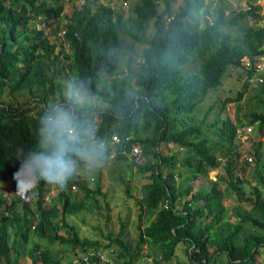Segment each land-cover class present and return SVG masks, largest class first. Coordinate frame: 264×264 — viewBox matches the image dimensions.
Instances as JSON below:
<instances>
[{
    "label": "trees",
    "instance_id": "obj_1",
    "mask_svg": "<svg viewBox=\"0 0 264 264\" xmlns=\"http://www.w3.org/2000/svg\"><path fill=\"white\" fill-rule=\"evenodd\" d=\"M65 2L0 0V186L18 169L22 150L35 144L39 120L8 113L17 105L41 107L43 102L42 115L52 104H68L75 88L86 98L75 111L92 123L95 137H120L105 148V158L112 154L111 160L149 179L136 199L138 232L131 241L123 226L115 235L98 231L104 242L80 235L81 227L67 220L82 210L102 209L96 198L105 195L100 179L91 188L78 175L48 204V184L40 181L34 203L0 196V264H19L20 255L28 256L30 264H64L77 248L107 250L117 264H135L144 257L168 264L180 243L190 264H215L217 253L227 256V264H264V191L233 174L241 156L234 142L244 125L240 109L234 123L222 116L227 102L241 105L247 82L234 96L218 98L202 117L193 114L208 92L240 67L242 55L257 53L264 27L249 21L260 19L261 5L247 0L248 8L234 9L223 0H88L70 1L64 12ZM37 16L43 17V26ZM121 60L127 76L121 74ZM255 89L248 100L257 98L260 110L249 109V123L264 130V82ZM134 145L141 149L137 164L127 157ZM17 147L20 155L13 158L18 163L11 165ZM162 147L177 149L164 153ZM255 156L258 164V149ZM219 158L225 185L216 179L194 189L193 181L207 177ZM255 169L264 185V165ZM243 182L254 184L249 193ZM229 192L236 202L226 207ZM30 235L33 242L25 252ZM43 239L60 246L45 247ZM71 259L67 264H73ZM89 264H98L97 258L91 256Z\"/></svg>",
    "mask_w": 264,
    "mask_h": 264
},
{
    "label": "rangeland",
    "instance_id": "obj_2",
    "mask_svg": "<svg viewBox=\"0 0 264 264\" xmlns=\"http://www.w3.org/2000/svg\"><path fill=\"white\" fill-rule=\"evenodd\" d=\"M247 0H226L227 3H229L233 8L239 9L244 8L246 6ZM262 2V0L260 1ZM132 3V2H131ZM71 4L65 2V8L64 12H68L70 10ZM126 13V12H125ZM252 23V21H249ZM151 29L149 30V32ZM54 37L50 35V39H53ZM137 49L141 48V46H136ZM126 63L121 60L119 68H123V66ZM243 82V73L241 69L232 70L222 80L221 86L214 90L208 92L205 99L202 100L196 108L193 110V114L202 117L204 113L209 109V107L217 103V98L220 97L221 99H224L225 97H232L235 95V93L243 88L242 85ZM256 85H249L246 88V92L243 95L241 99V105L237 107L236 101H229L226 103L223 115H226L229 118H232V121L234 122V119L236 118L237 109H240L239 117L243 120L244 125L240 128H238V131L236 132V138H235V144L237 145V151L241 154L240 158L237 160L238 165H235V169L233 171V174L243 176V179H251L252 183H256L257 186L261 191H264V185L260 184L258 182L259 176L256 173L255 166L262 167L264 165V132H260L258 130L257 124H250L249 123V109H257L260 110V106L257 102V98H251L250 101L248 100L249 96H253L256 92ZM227 106V108H226ZM217 106H215L214 109H216ZM226 108V110H225ZM212 114H209V117H211ZM248 126H251V130H248ZM260 134V136H259ZM111 146V144H110ZM167 148V147H166ZM177 147L168 148L167 150H162L164 153H170L171 151L176 150ZM258 149L260 153V160L259 163H255V150ZM9 153V152H8ZM10 154V153H9ZM13 154V155H12ZM20 155V148L17 147L13 153L10 154L13 161L11 162V165H16L18 161L14 160V156ZM111 156V154H110ZM247 156H253L254 159L250 163L245 162V157ZM128 158H130L129 155H127ZM221 159L219 166L216 169H212L208 172V176L204 177L203 179H206V182L209 184L210 181H214V179H221V183L225 185L227 176L224 171V160ZM108 167L107 173H103V171L100 172V169H97L96 171H93L91 173V176L87 172H82L80 175H86L89 179L88 185L89 187H95L96 179H100L99 183L101 185V189L103 192H105V195L96 194V198L99 201V203L102 205V209L98 210L97 208H93L91 211L82 210L78 214H72L67 216V220L72 224H77V226L81 227L79 230L80 235L87 236L90 235V237L93 239L96 236V233L98 231H102V233L113 232V235L116 234L120 230V227L123 226L124 229V236L128 240H133L137 236V229L136 224L138 222V214L140 212L139 208L137 207L136 199L139 197V190L141 188V185L145 182L149 181L148 178L143 175L142 173L133 172L126 170V167L122 166L120 163H116L113 160L110 162V165L107 163L105 167ZM18 167V166H16ZM262 172H260L261 174ZM90 176V177H89ZM96 177V179H95ZM93 178V179H92ZM208 179V180H207ZM91 180V181H90ZM197 180H194V185H200L196 184ZM205 182V183H206ZM246 183L244 184V189L247 193L251 191V185H254L252 183ZM49 185V184H48ZM15 183L12 179L9 181H5L0 186V196L5 197L3 194H6L8 198H10V191L14 192L15 190ZM50 188H53V186L49 185ZM128 186L130 188L128 189ZM222 187V185H220ZM18 192V191H16ZM20 194V192H18ZM53 195L56 193L53 192ZM50 194L49 196H53ZM34 195L35 190L33 193L25 194L22 199L24 198L27 203H34ZM236 202V196L232 194V192H229V198L228 200H225V206L230 207L234 206ZM247 205V202H245ZM47 204V203H46ZM107 204V205H106ZM105 207V208H104ZM105 209L108 211V217L107 220L105 219ZM144 219V217H143ZM87 226V227H86ZM94 226L98 228L97 230L94 229ZM60 232H63V230H59ZM85 232V233H83ZM100 240L105 242L104 238L98 237ZM32 240L30 239L27 246L24 248L26 251L27 248H29L32 245ZM42 245H45V247H50L53 249H58L60 245L58 244H52L49 246L46 240H42ZM20 260L28 261L23 262L21 264H29V260L27 257L21 255ZM144 260V261H141ZM190 264V258L188 254L185 251V245L183 243H180L176 246L175 249V255L168 261V264ZM227 256L225 255H217L215 264H227ZM138 264H154L150 260L147 259V257L141 258L138 261ZM38 263V262H37ZM36 263V264H37ZM204 264V263H201Z\"/></svg>",
    "mask_w": 264,
    "mask_h": 264
},
{
    "label": "clouds",
    "instance_id": "obj_3",
    "mask_svg": "<svg viewBox=\"0 0 264 264\" xmlns=\"http://www.w3.org/2000/svg\"><path fill=\"white\" fill-rule=\"evenodd\" d=\"M65 1L70 4V0ZM252 1V4L261 5V8L259 9L260 19H251L252 23L249 22V24L264 27V0H262V2H260L261 0ZM105 4H107V2H105ZM222 4H228L229 7L233 8L226 2V0H223ZM248 7L249 6L246 1V6L244 8ZM36 19L40 23L38 26L44 25L45 21L43 17L37 16ZM51 28L52 27L48 28V32H52ZM64 33L61 35L60 39H63ZM122 69L123 72L121 74H123V76H127L128 66L125 64ZM238 69H241L243 73L242 85L245 81L248 84L247 87L249 85L257 86L258 84L264 82V36L259 43L257 53L255 55L252 57L249 55H242L240 57V67ZM85 99V96L78 89L72 88L68 93V104H52L46 107L42 115L41 107L44 106L43 102L41 103V107H36L33 102L25 103L22 106L17 105L16 110L8 113L9 115H12L17 112H24L36 119H39L36 126L35 144L27 150H22L19 166L16 165L18 166V169L12 174V178H10L15 181L16 185L14 189L15 191H10V198H20L25 194L33 193L37 188L38 183L40 181H44L45 183L53 186V188H50V186L47 185L45 199L48 204L50 199L56 197L60 189L65 188L73 178L80 175L82 172H93L104 166L105 148L110 147V144L112 146L115 142L110 143V137L108 141L103 140L107 142L104 145L102 140H98L95 137L92 123L81 118V116L76 113L74 106L83 103ZM222 116L224 118H229L226 115H223V111ZM17 118H19V116ZM229 119L232 121V118ZM0 123H4V120ZM254 124H257L258 126V123ZM248 130H251V126H248ZM259 131L264 132V130ZM244 159L248 162L253 161L250 156H247ZM81 179L85 180L88 185V178ZM75 187V189H72L73 191L77 190L76 185ZM16 191L20 192V194ZM53 192L56 194L53 195ZM50 194L53 196H49ZM3 195L5 196L3 198H8L6 194ZM35 199L36 191L34 195V200ZM36 221L37 219L34 220V224ZM33 238L34 237L30 235V239L32 240ZM80 251L81 250L77 248L71 252V255L75 253L77 255ZM23 256L27 257L29 261L31 260L28 256ZM19 257L17 258L18 261ZM69 259L71 258L69 257L68 260ZM74 259L75 256L71 260L73 261ZM68 260L62 262L67 264ZM73 264L75 263L73 262Z\"/></svg>",
    "mask_w": 264,
    "mask_h": 264
},
{
    "label": "built area",
    "instance_id": "obj_4",
    "mask_svg": "<svg viewBox=\"0 0 264 264\" xmlns=\"http://www.w3.org/2000/svg\"><path fill=\"white\" fill-rule=\"evenodd\" d=\"M70 1L77 2L79 4H85L88 0H70ZM110 4L116 6L115 1H110ZM60 33L62 35L64 33V30H62ZM128 139H130V136L125 137V141H127ZM119 140H120L119 136L113 134L111 136V139L109 142L113 143V142H118ZM103 143L105 145L107 142L103 141ZM128 154H129L130 159L133 161L134 164H137L140 162V160H141V149H140V147H138L136 145L132 146ZM75 188H76L75 185H72V189H75ZM162 206L164 208H167L168 202L164 201ZM107 253H108L107 250L94 249V248L89 249L88 251L82 250L76 255L73 262L75 264H89L90 263V257L94 256V258H97L98 264H102L104 262H107V264H117L110 256H108ZM158 264H167V263L160 260Z\"/></svg>",
    "mask_w": 264,
    "mask_h": 264
},
{
    "label": "crops",
    "instance_id": "obj_5",
    "mask_svg": "<svg viewBox=\"0 0 264 264\" xmlns=\"http://www.w3.org/2000/svg\"><path fill=\"white\" fill-rule=\"evenodd\" d=\"M25 99H26V98H25ZM163 148H164V147H163ZM170 148L172 149V147H170ZM164 149L167 150L168 147H167V148H164ZM111 157H112V155L109 156V158H105L104 166H103L102 168H100V172L103 171V173H107L108 167H107V166L105 167V165H106L107 163L110 165V162L112 161V160H111ZM87 173L91 176V173H92V172H87ZM86 175H87V174H86ZM86 175H84V176H83V175H79V176H80L81 178L86 179V178H88ZM90 176H89V177H90ZM95 179H96V177H95ZM148 180H149V179H148ZM196 180H197V181H196V184H201L202 182H206V179H196ZM207 180H208V179H207ZM214 180H216V179H214ZM193 182H194V181H193ZM193 184H195V183H193ZM198 186H199V185H194V189H195V188H198ZM104 193H105V192H104ZM103 196H104V195H103ZM98 236H99L98 233H96V236H95L94 238H98ZM94 238H93V239H94ZM70 254H71V252H70L68 255H66V257H65L66 259H65L64 261L67 260V258L70 256ZM217 255H224V254H219V253H217ZM217 255H216V256H217ZM62 257H63V256H62ZM215 258H216V257H215ZM147 259H148V260H151L150 258H147ZM62 260H63V258H62ZM261 260H262V257H261ZM141 261H144V260H141ZM18 262H19V264H21V263H23V262H28V261H23V262H22V261L20 260V258H19V261H18ZM29 264H30V261H29ZM135 264H138V262H135Z\"/></svg>",
    "mask_w": 264,
    "mask_h": 264
}]
</instances>
